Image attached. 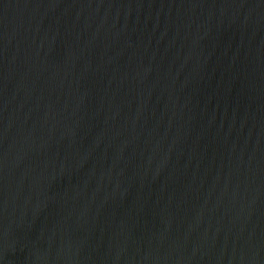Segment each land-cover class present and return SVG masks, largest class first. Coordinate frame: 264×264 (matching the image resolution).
Wrapping results in <instances>:
<instances>
[{
  "label": "water",
  "instance_id": "obj_1",
  "mask_svg": "<svg viewBox=\"0 0 264 264\" xmlns=\"http://www.w3.org/2000/svg\"><path fill=\"white\" fill-rule=\"evenodd\" d=\"M0 264H264V0H0Z\"/></svg>",
  "mask_w": 264,
  "mask_h": 264
}]
</instances>
